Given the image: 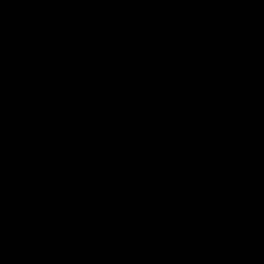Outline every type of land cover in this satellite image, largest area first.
Listing matches in <instances>:
<instances>
[{"label": "trees", "instance_id": "trees-1", "mask_svg": "<svg viewBox=\"0 0 264 264\" xmlns=\"http://www.w3.org/2000/svg\"><path fill=\"white\" fill-rule=\"evenodd\" d=\"M129 1L0 0V264H264V230L203 212L187 117L164 120L176 93L235 147L224 181L264 182V105L223 12L264 0H138L155 27Z\"/></svg>", "mask_w": 264, "mask_h": 264}, {"label": "rangeland", "instance_id": "rangeland-1", "mask_svg": "<svg viewBox=\"0 0 264 264\" xmlns=\"http://www.w3.org/2000/svg\"><path fill=\"white\" fill-rule=\"evenodd\" d=\"M248 6L249 7H247L246 3L237 5L234 2L232 6H225L223 8V12L227 15L229 22L233 25L235 34L233 45L236 51V55L234 57L236 59V65L239 62L241 63L243 60L248 59V61H246L249 65L248 67H246L248 69V72L244 67L242 68V70L250 76V78H247V82H249L250 88L248 91L245 90V93L250 102H252L253 104L264 105V13L261 10H257L256 8H254V6H252L251 4H249ZM106 9L107 8L103 10ZM116 9L117 8L113 6L107 11V14L110 16V18H119ZM122 9L126 12H129V10L132 11L134 15L140 18L141 23L144 20V24L147 27L151 25H153L154 27L157 26V24L152 20H150V22H146L144 19L147 13V15L151 13L155 15L156 13L153 11L149 13L145 10H142L140 1L138 0H130L128 4L123 2ZM239 20H242L243 32L246 30L245 34H242L244 40L246 39L245 41L241 40L239 37V33L242 31H239L240 29L238 30L236 28V22ZM254 24L257 25L258 30L251 31L250 28H252L251 26ZM232 25H230V27ZM238 67L239 64L235 67V72L237 70V73L239 74ZM236 78L237 76L234 79L235 81ZM236 82L242 85L240 78L237 79ZM170 86L175 87V85ZM160 87H162V85H160ZM252 89L254 90L253 94ZM166 90L174 89L166 88ZM175 94H172V96L166 95L164 97L166 102L165 108L168 107L166 110L167 117H165L164 119L165 122L166 120L168 121V118H170L171 124H177L180 123L179 120L187 117L186 124L189 125L190 129L182 128L180 129V132L182 131L183 133H185L186 140L193 142L197 146V148L200 147L203 148L206 152H211L206 155V157H204L200 163L194 166V169L197 172L196 178L200 180L202 186L200 187L201 189L203 188L204 192H206L205 199L202 200L203 212L207 211L210 213V211H215L216 213H222L232 219L233 227H235L236 223H238V219H243L245 221L248 220L247 222L249 225H256L258 226L259 231H263L264 182L257 184H255L254 182H248V185L245 184L244 186H242V183L240 185L226 183L221 175L220 169L215 166L214 163L219 162L218 158H220L219 156L221 153H223V151L226 152L229 157H233L231 153L235 152V147L232 148L229 140L227 141V139L225 138L219 139V141L215 139L205 140L200 133V127L196 128V126H202V124L204 123L205 125H207L208 117L206 118V113L200 115V112L194 111V108L192 109L190 106L188 108H185V101H183L181 97L176 96ZM205 106L208 109L211 108V105L206 104ZM200 120L203 122L199 123ZM177 125L179 126L181 124ZM180 127L182 126H179L178 128ZM251 138H256L255 134H252ZM189 143L190 142H188V145ZM191 146L194 147L193 145ZM230 148H232L233 151L230 150ZM220 150H222V152H220ZM199 151L201 152L200 149ZM256 151L253 152L254 155H257L259 150L257 149ZM249 187L250 189L247 190V188ZM245 194L248 197H246ZM203 228L204 227H202V229ZM261 236H263L264 238V235ZM200 237H203L204 239L207 238L206 232H203Z\"/></svg>", "mask_w": 264, "mask_h": 264}]
</instances>
